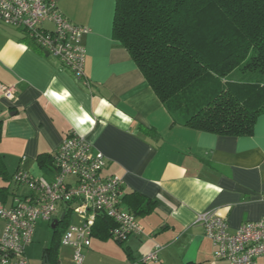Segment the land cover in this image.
Returning a JSON list of instances; mask_svg holds the SVG:
<instances>
[{
    "label": "crops",
    "instance_id": "crops-1",
    "mask_svg": "<svg viewBox=\"0 0 264 264\" xmlns=\"http://www.w3.org/2000/svg\"><path fill=\"white\" fill-rule=\"evenodd\" d=\"M53 1L66 18L90 30L83 38L89 84L32 45L20 29L0 21V155L8 177L25 157L22 167L29 175L50 173L53 179V169L41 166L38 158L51 156L69 134L77 133L106 157L103 173L121 178L124 196L139 198L140 205L151 202L148 212L135 215L142 232L123 244L95 224L83 264H130L155 246H160L162 264H229L215 262L212 243L195 220L201 212L214 211L230 232L264 220V114L252 134L240 137L172 124L112 36L115 0ZM8 86H14L12 97L4 95ZM143 129L155 130L159 138ZM9 186L6 207L15 195L27 193L11 180ZM122 207L127 209L123 201ZM2 227L0 220V234ZM61 234L54 237L52 231L49 243L34 246L30 255L26 251L29 263L50 264L47 250L57 241L55 264H71L73 248L60 243Z\"/></svg>",
    "mask_w": 264,
    "mask_h": 264
},
{
    "label": "trees",
    "instance_id": "trees-1",
    "mask_svg": "<svg viewBox=\"0 0 264 264\" xmlns=\"http://www.w3.org/2000/svg\"><path fill=\"white\" fill-rule=\"evenodd\" d=\"M112 36L172 124L220 136L252 134L264 114V0H115ZM2 124L0 119V139ZM144 131L159 138L155 130ZM51 156H40L39 164L52 168ZM0 176L8 182L0 185L1 206L11 194L10 180L17 185L1 155ZM122 201L134 215L148 212L151 204L147 200L140 205L139 198L126 195ZM68 224V219L59 222L53 236L63 234ZM96 224L107 234L113 225L102 216ZM57 249L54 241L47 250L50 264L56 263Z\"/></svg>",
    "mask_w": 264,
    "mask_h": 264
},
{
    "label": "built area",
    "instance_id": "built-area-1",
    "mask_svg": "<svg viewBox=\"0 0 264 264\" xmlns=\"http://www.w3.org/2000/svg\"><path fill=\"white\" fill-rule=\"evenodd\" d=\"M0 21L20 29L35 46L57 58L74 78L88 86L83 38L90 30L66 18L53 0H0ZM3 92L12 97L14 86L5 87ZM51 158V181L29 175L22 167L25 157L12 176L17 185L27 188V193L15 195L8 207L0 206V264H30L25 250L36 224H52L61 215L69 220L60 243L73 248L71 264H83L84 250L90 246L100 216L113 223L108 234L117 243L142 232L135 215L122 207L121 178L103 174L107 159L85 137L69 134ZM72 215L76 220L71 221ZM195 221L212 243L214 260L264 264V220L245 222L234 232L211 210L197 214ZM159 250L160 246H155L141 261L156 262Z\"/></svg>",
    "mask_w": 264,
    "mask_h": 264
},
{
    "label": "rangeland",
    "instance_id": "rangeland-1",
    "mask_svg": "<svg viewBox=\"0 0 264 264\" xmlns=\"http://www.w3.org/2000/svg\"><path fill=\"white\" fill-rule=\"evenodd\" d=\"M43 177L48 181H50L52 179L50 173L49 174L44 173ZM7 183L8 182L0 176V185H7ZM71 217H72L71 218L72 221L76 220L74 215H72ZM57 228H59V227H57ZM36 229H37L36 230L37 234H35V236L33 235L34 236L33 244L31 246L29 245L30 247L27 248V250H26L27 255L31 254V251L34 250V246L36 248V247H39V245L41 244V248H42V246L44 244L49 243V241L51 239V233L53 230H55V228L53 230L51 229L50 224H47V223L44 224L42 221H38V223L36 224ZM71 256H72V254H71ZM217 261H221V260H215V262H217Z\"/></svg>",
    "mask_w": 264,
    "mask_h": 264
},
{
    "label": "water",
    "instance_id": "water-1",
    "mask_svg": "<svg viewBox=\"0 0 264 264\" xmlns=\"http://www.w3.org/2000/svg\"><path fill=\"white\" fill-rule=\"evenodd\" d=\"M63 218H64V215H61L59 219L54 220L53 223L51 224V227L54 229L59 224V222L63 220Z\"/></svg>",
    "mask_w": 264,
    "mask_h": 264
}]
</instances>
